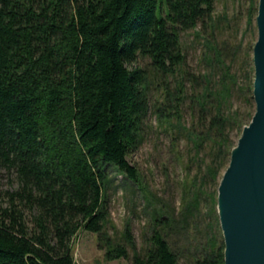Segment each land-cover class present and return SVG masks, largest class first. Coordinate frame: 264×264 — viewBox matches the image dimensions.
Masks as SVG:
<instances>
[{
    "label": "trees",
    "instance_id": "obj_1",
    "mask_svg": "<svg viewBox=\"0 0 264 264\" xmlns=\"http://www.w3.org/2000/svg\"><path fill=\"white\" fill-rule=\"evenodd\" d=\"M217 2L167 0L159 18L158 0H0V175L10 180L0 184V264H76L71 243L82 229L109 260L130 248L132 264H179L170 232L197 229L204 202V240L192 234L191 260L225 264L218 188L255 114V44L225 36L236 17L217 13ZM257 12L250 0L249 27ZM187 32L205 42L198 73ZM235 99L253 110L243 115ZM150 111L173 142L186 140V166L199 170L179 207H154L150 247L139 254L129 229L125 244L107 234L105 194L111 171L141 185L128 157Z\"/></svg>",
    "mask_w": 264,
    "mask_h": 264
},
{
    "label": "rangeland",
    "instance_id": "obj_2",
    "mask_svg": "<svg viewBox=\"0 0 264 264\" xmlns=\"http://www.w3.org/2000/svg\"><path fill=\"white\" fill-rule=\"evenodd\" d=\"M259 0H255L258 6ZM250 0H218L217 13H228L236 17L235 21L225 27L226 37H234L233 41L243 43V48L254 45L258 39L256 25L257 13L254 15L252 26L247 24V12ZM168 14L167 0H158L157 16L165 17ZM187 63L190 70L198 73L205 68L204 55L207 52L204 40H197L193 32L182 33ZM255 79V72L254 78ZM244 78L242 79V81ZM155 91H153L154 93ZM256 107V106H255ZM233 108L240 109L243 115L252 111L249 104L235 99ZM186 123L191 121V115L186 111L183 117ZM234 133H237L235 130ZM175 147H174V145ZM187 142L172 141V135L157 128L156 117L149 112L145 127L144 139L135 151L129 155V162L142 175V182L137 186L123 175L111 171V182L107 188L105 198L109 219L106 224L107 234L120 243H126V232L129 229L136 245V253L144 254L150 247L149 235L153 222L154 207H179L184 182L194 177L199 170L198 165L186 166ZM0 184L3 188L10 186L9 178L0 175ZM150 202V203H149ZM158 205V206H159ZM208 202L203 204L204 216H198L197 229L195 224L187 229L172 230L170 242L179 256V264H193L191 253L195 242L193 235H197L196 242L204 240L202 234L208 222ZM192 243V245H191ZM194 243V244H193ZM102 245V246H101ZM100 242L98 235L80 230L72 239L71 247L76 264H132L135 251L129 248V257L109 260L106 257L107 248Z\"/></svg>",
    "mask_w": 264,
    "mask_h": 264
},
{
    "label": "water",
    "instance_id": "obj_3",
    "mask_svg": "<svg viewBox=\"0 0 264 264\" xmlns=\"http://www.w3.org/2000/svg\"><path fill=\"white\" fill-rule=\"evenodd\" d=\"M253 47L255 114L243 128L218 188L225 264H264V0Z\"/></svg>",
    "mask_w": 264,
    "mask_h": 264
}]
</instances>
